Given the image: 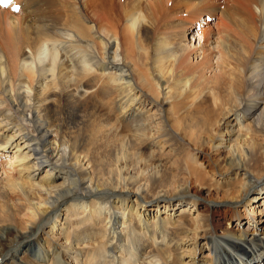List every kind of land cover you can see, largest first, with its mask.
I'll use <instances>...</instances> for the list:
<instances>
[{
	"label": "bare ground",
	"instance_id": "obj_1",
	"mask_svg": "<svg viewBox=\"0 0 264 264\" xmlns=\"http://www.w3.org/2000/svg\"><path fill=\"white\" fill-rule=\"evenodd\" d=\"M11 1L15 10L0 8V21L20 18L21 0ZM48 1L67 13L62 30L47 29L51 35H70L78 48L95 40L104 48L92 69L70 52L57 64L54 54L43 59L49 45L66 46L61 38L20 47L9 38L2 45L14 51L5 71L0 66V157L8 155L11 168L0 182V264H264V99L245 86L214 114L181 110L171 104L176 77L161 66V55L172 68L192 70L183 43L191 26L175 39L178 46L169 42L160 53L155 48L153 60L137 62L144 49L122 24L128 19L139 34L133 9L122 7L119 15L116 0H77L80 11L73 0ZM222 1L250 24L238 31L224 22L226 14L218 18L245 54L259 51L246 73L250 88L253 82L260 89L264 76L253 74L258 66L264 72V47L254 22L259 15L264 29V0ZM153 5L159 15L166 11L161 0ZM224 56L219 70L229 66ZM58 106L77 116L53 129L45 122ZM217 120H223L212 144L218 159L208 165L186 142L202 140L195 130ZM211 209L223 213L230 232L215 229ZM202 247L209 255L199 259Z\"/></svg>",
	"mask_w": 264,
	"mask_h": 264
},
{
	"label": "rangeland",
	"instance_id": "obj_2",
	"mask_svg": "<svg viewBox=\"0 0 264 264\" xmlns=\"http://www.w3.org/2000/svg\"><path fill=\"white\" fill-rule=\"evenodd\" d=\"M117 1L118 4L116 3ZM155 1L158 0H116L114 7L116 9L118 8L117 11H119V15L122 7L133 9L136 14H140L139 20L135 25V29L140 27L138 35L135 31L133 32L131 30L129 26L130 23L127 22L128 19L127 21L125 19L122 21V24L125 25L126 28H129V32L131 31L130 34L132 38L134 37L133 41L136 39V46L144 49L143 51H139V55L136 52L134 58L138 57L136 60L137 62L138 60L143 61V59L148 58L153 60L156 54L155 48L157 49V52L160 53L163 47L169 42L173 46H178L179 44L177 41L179 40L175 39L179 36L182 37V32L185 31V28L187 30V28L191 26L186 33V40H184L183 43L188 46V48H186V56L188 57L186 63H190L193 66L192 70H187L186 66L180 69L175 68V66L172 68L169 66L171 63L166 58V54L163 53L161 55V66L176 77V87L173 86L174 93L172 99L174 102L172 100V105L179 106L181 110L185 109V111L201 110L206 113L214 114L216 112V107L223 106L229 101L234 100L237 96H241L244 93L245 86L252 97L264 99V85L262 86L263 88L261 87L262 89H256V87H254L255 84L252 82L253 88L251 89L249 86L250 78L248 77V74H252V70H246V66H250L249 64L254 62V54H258L259 51L255 50L252 53L245 54L246 51L240 47L238 38L231 35L233 31L226 33L222 27L218 26V20L220 17H223V14H226L227 18L224 22L230 25L232 29L240 31L245 28L246 31L250 24L244 19L242 12L235 10L230 4L225 3L222 0H161V3L165 4L166 11L159 15L153 5ZM21 3V12L19 13L21 16L17 21L14 19H9L10 21H0L1 68L4 62L10 60L11 52L14 51V46L9 47L8 49L2 46L3 43L8 42L9 38L22 43L17 45L19 47L24 44H32L38 37L61 38L65 41L66 46L64 48H59L57 46L52 47L49 45L47 47V52L42 56L43 59L49 60L52 54H54L55 64H57L62 59L63 52H70L73 56V60L79 61L82 65H90L88 67H91L92 69L99 63L102 57V54L100 53L103 52L104 46L98 43V41L95 40V44L93 45L83 44L81 48H78L77 43L74 42L75 40L71 41L69 39L70 35L62 34L53 36L48 32V28L62 30L59 26L65 22V18L67 17L66 11L59 10L57 7L54 8V5L48 0H21ZM72 3L73 9L77 8V11H80V2L73 0ZM16 12L17 11L14 13ZM206 15H209L211 18L205 17ZM259 18L260 16L257 15L254 22V27L258 30V37L259 39H262L261 43H258L257 45L264 47V29L259 23ZM200 35L201 37L198 40V36ZM73 47L80 50H77L78 54H73ZM191 49H194L196 53ZM220 52L222 53V56L228 55V57H224L230 59V61H226L227 64L230 62L229 66L224 69L222 68V70H219L218 67H220V65H217L219 64V57L221 56ZM248 55L251 57L249 60ZM4 59L7 60L5 61ZM133 61H135V59ZM205 61H207V63L203 64L202 62ZM4 67L5 66H3L2 69L3 71L6 69ZM262 71L263 69L258 66L253 75L263 77L264 72ZM246 72H248V74ZM3 77V75H0V85ZM262 81L264 84V79ZM95 111L99 112L100 108L96 107ZM51 114L54 117L45 123H51V127L56 129L58 124L75 122L77 111L76 109H71L66 112V110H63L62 106H58L51 111ZM230 120L232 121V119ZM222 121L223 120H217L215 121L214 126H212L211 123H208L205 128L195 130L196 133L204 137L202 140L197 139L186 142L187 144L198 146L195 149L194 154L196 157L199 156V161H202V163L213 165L218 159L215 151L212 149V144L216 143L220 138L219 132L222 127ZM167 134L171 137H175L168 128ZM258 139L260 140L261 137ZM174 142L179 144L178 146L182 150L187 148L186 145L179 141ZM196 150H200V152L196 153ZM2 154H4V156L0 157V162L4 165H0L1 184L7 181L4 177H9L6 176V174H3L4 171L11 172V168L8 165L5 166L9 160L7 157L8 155H5V153ZM141 155L146 156L145 148L141 150ZM171 172L174 175H177V178L180 177L178 175L180 171L177 166L171 168ZM192 191L195 190L192 189ZM204 196L212 198L210 192H205ZM195 201H197V199H195ZM225 206L226 205H219L216 208H218V210H224ZM210 212L211 215H213V225L219 224L217 227L214 226L215 229H225L223 232H230L229 228H227V223L222 221V217L224 216L222 215L223 213L218 214V212L213 214V209H211ZM234 225L235 220L233 219L230 221L229 226L233 227ZM192 241L193 239L190 238L186 243V247L188 246L189 248ZM38 251L39 249L35 252ZM189 255L190 254L188 253L185 254V256ZM197 255L199 256V259H204L206 255H209L208 248L202 247L201 249H198Z\"/></svg>",
	"mask_w": 264,
	"mask_h": 264
},
{
	"label": "snow or ice",
	"instance_id": "obj_3",
	"mask_svg": "<svg viewBox=\"0 0 264 264\" xmlns=\"http://www.w3.org/2000/svg\"><path fill=\"white\" fill-rule=\"evenodd\" d=\"M8 3H10V0H4V4L7 5ZM17 11H19V9H16Z\"/></svg>",
	"mask_w": 264,
	"mask_h": 264
}]
</instances>
